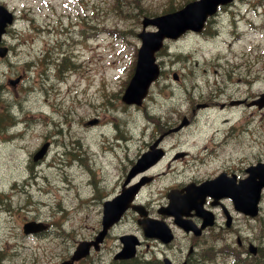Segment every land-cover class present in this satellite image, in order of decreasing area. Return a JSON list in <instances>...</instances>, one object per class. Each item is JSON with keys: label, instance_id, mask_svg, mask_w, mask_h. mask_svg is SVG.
I'll use <instances>...</instances> for the list:
<instances>
[{"label": "rangeland", "instance_id": "obj_1", "mask_svg": "<svg viewBox=\"0 0 264 264\" xmlns=\"http://www.w3.org/2000/svg\"><path fill=\"white\" fill-rule=\"evenodd\" d=\"M186 1L0 0L16 14L5 34L10 52L0 56L7 104L0 112L8 111L17 122L0 129V191L12 193L4 199L13 207L12 216L0 212L5 263L69 259L77 244L100 228L103 200L121 189L133 160L151 140L159 139L167 152L160 164L140 174L151 179L138 199L152 209L165 203L171 185L223 168L244 173L247 165L264 159V108L220 107L264 91V0H239L220 11L205 33L167 40L157 52L161 75L142 104L121 99L136 61L143 16ZM48 50L53 62L43 64ZM30 61L35 65L28 66ZM56 63L64 67L59 71ZM215 100L221 101L207 108L202 104ZM184 116L194 117L193 125L172 131ZM46 140L51 143L47 154L34 161L33 153ZM168 169L172 172L164 176ZM26 219L46 222L47 230L24 235ZM129 231L141 232L132 211L110 230L100 250L75 263L120 264L113 255L119 236ZM223 231L220 246H236L239 236H251L264 254V196L258 218H242L235 231ZM147 241L138 260L156 257L159 244ZM9 244L14 255H7ZM178 244L169 249L175 256ZM230 259L219 255L210 264Z\"/></svg>", "mask_w": 264, "mask_h": 264}, {"label": "water", "instance_id": "obj_2", "mask_svg": "<svg viewBox=\"0 0 264 264\" xmlns=\"http://www.w3.org/2000/svg\"><path fill=\"white\" fill-rule=\"evenodd\" d=\"M230 0H195L189 2L185 7L174 11L165 13L156 17H146L144 27L147 24H155L158 26L157 30H145V28L139 33L142 38V45L138 52V61L136 64L135 73L131 78L129 85L123 95V100L128 103L136 102L141 103L142 98L147 94L151 82L159 75V65L155 62V51L159 49L163 44L164 37H178L181 33L187 29L201 30L208 14H212L216 11L219 3H227ZM13 14L3 5L0 4V40L2 33L6 29L8 22H12ZM6 47H0V54L6 53ZM259 106L264 105V93L261 97L254 100ZM184 123L187 120L184 119ZM47 144L35 155L38 158L43 155L46 150ZM155 144L152 146V148ZM163 151L156 150L149 151L140 157L137 163L131 169L125 183L136 174L138 171L143 170L155 162ZM152 155V156H149ZM250 172L249 176L242 179L238 183L218 177L212 180H206L200 186L190 184L185 187L187 194L179 198L175 194L170 195V204L164 212L174 214L176 221L185 229H190L194 225L182 219L181 213L185 208L198 207L200 203L197 199L199 194L206 195L211 194L215 197L218 196H230L238 210H241L247 214L256 215L259 210V201L261 198L262 188L264 187V162H258L254 166L248 168ZM143 181L131 185L130 187L123 188L122 192L115 196L113 199L107 200L104 204L103 215V227L98 233L97 237L93 241L81 242L72 256L73 259H78L86 255L89 251L91 244H96L104 239L108 228L118 221L123 212L129 207L131 200L138 192ZM174 193V192H173ZM135 209H138L141 213L143 210L140 206L132 205ZM209 222V221H208ZM145 232L148 236H157L162 240L169 241L173 235L170 232L167 224L159 220H148L144 222ZM38 225L36 222H30L25 225V230H36ZM121 240L124 242L123 249L119 251L115 256L117 258H130L136 253V244L139 243L137 237L133 234H125L121 236ZM250 250L256 251V247L251 245ZM165 264H173L169 260H166Z\"/></svg>", "mask_w": 264, "mask_h": 264}, {"label": "flooded vegetation", "instance_id": "obj_3", "mask_svg": "<svg viewBox=\"0 0 264 264\" xmlns=\"http://www.w3.org/2000/svg\"><path fill=\"white\" fill-rule=\"evenodd\" d=\"M225 105V104H224ZM1 199H2V194L0 195V206L1 205H3V208L6 210V216H12L13 215V212L11 211L12 210V208H11V204H10V202L8 201V202H6V203H4V202H2L1 201ZM216 214L218 215V213L216 212ZM223 215V214H222ZM225 215H226V213H225ZM243 216L241 215V214H239V213H234V215L232 216V220H231V222H230V224H229V226H231V227H229V229L230 228H232L233 226H236V222L238 221V220H240L241 218H242ZM244 217H246V216H244ZM192 218L196 221V222H200V219L198 218V217H196V216H192ZM222 220H223V222H225L226 223V221H225V219H224V217H222ZM218 223V222H217ZM219 227H224V225H222V224H219ZM211 229V227H208V228H206L205 230H203V232L201 233V235H199V236H195V235H193L191 232H188V233H185V239H184V243H182L181 242V244H180V246H179V250H182L183 249V246L184 247H186V250H185V248H184V252H183V254L179 257V256H175V255H173V254H171V253H169V251H168V249L170 248V245H171V243H173V242H171V243H168V244H162V243H159L160 245H162V246H165L166 248H164L163 250H162V253L164 254V255H168L171 259H173L174 261H182V260H186V262H187V264H193L194 263V261H197L198 260V253H196V251L194 250V246L196 245L195 243V241L197 240V239H202V237H203V235L204 234H206V233H208L209 232V230ZM175 233H176V229H175ZM176 236H177V234H176ZM190 236V237H189ZM176 239H177V237H176ZM191 246H192V251L190 252V253H188V250L191 248ZM188 248V249H187ZM6 257V255H5V253L4 252H2L1 251V249H0V264H3V262L1 261L2 259H4ZM161 259V258H160ZM4 261V264H11V262H6L5 263V259L3 260ZM161 261L162 260H159V263L161 264Z\"/></svg>", "mask_w": 264, "mask_h": 264}, {"label": "trees", "instance_id": "obj_4", "mask_svg": "<svg viewBox=\"0 0 264 264\" xmlns=\"http://www.w3.org/2000/svg\"><path fill=\"white\" fill-rule=\"evenodd\" d=\"M2 90H3V85L0 83V106L1 104L3 105ZM7 116H8L7 112H4L3 114H1L0 112V124L3 123V121L6 119Z\"/></svg>", "mask_w": 264, "mask_h": 264}, {"label": "bare ground", "instance_id": "obj_5", "mask_svg": "<svg viewBox=\"0 0 264 264\" xmlns=\"http://www.w3.org/2000/svg\"><path fill=\"white\" fill-rule=\"evenodd\" d=\"M226 120H228V119H226Z\"/></svg>", "mask_w": 264, "mask_h": 264}]
</instances>
